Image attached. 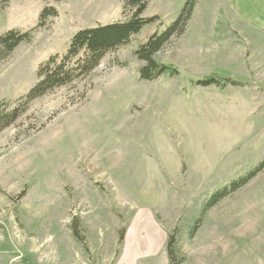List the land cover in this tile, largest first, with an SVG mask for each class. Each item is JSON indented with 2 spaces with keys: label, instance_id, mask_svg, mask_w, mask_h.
Wrapping results in <instances>:
<instances>
[{
  "label": "rangeland",
  "instance_id": "rangeland-1",
  "mask_svg": "<svg viewBox=\"0 0 264 264\" xmlns=\"http://www.w3.org/2000/svg\"><path fill=\"white\" fill-rule=\"evenodd\" d=\"M189 1L149 0L154 22L0 133V264H264V32L233 22L253 0H194L154 56L170 69L139 75L138 48ZM131 14L124 0H0V35L32 34L0 61V102H24L78 30ZM210 76L244 84L198 83Z\"/></svg>",
  "mask_w": 264,
  "mask_h": 264
},
{
  "label": "trees",
  "instance_id": "trees-1",
  "mask_svg": "<svg viewBox=\"0 0 264 264\" xmlns=\"http://www.w3.org/2000/svg\"><path fill=\"white\" fill-rule=\"evenodd\" d=\"M125 7L132 12L130 18L123 22H115L95 27H88L78 30L72 37L69 47L64 54H53L43 62L37 71L38 81L24 97V102L15 107L9 102H0V133L23 115L28 108V104L56 87L70 84L76 79L89 75L100 65L104 56L128 43L134 34L139 33L146 25L154 22L158 17H144L143 13L148 6L149 0H124ZM194 8V0H190L183 13L162 33L155 32L149 40L142 44L136 51L138 57L146 64L140 67V78L153 80L168 71L170 67L159 63L155 58L165 44L175 35H182L188 22L190 21ZM57 10L53 7L46 8L42 17L57 15ZM45 18V17H44ZM44 20L38 26H43ZM32 39L31 31L22 32L17 29H10L0 35V61L6 59L15 48L24 41ZM199 84L243 85V81L231 78H220L216 76L207 77ZM248 180V179H247ZM240 185L233 183L231 190H224L213 195L207 203L208 207L215 204L229 192L235 191ZM126 229L120 234L119 242L122 243ZM171 254V251H170Z\"/></svg>",
  "mask_w": 264,
  "mask_h": 264
},
{
  "label": "crops",
  "instance_id": "crops-1",
  "mask_svg": "<svg viewBox=\"0 0 264 264\" xmlns=\"http://www.w3.org/2000/svg\"><path fill=\"white\" fill-rule=\"evenodd\" d=\"M253 3L257 8L254 13H246L244 24L238 18H234V29L242 32V27L248 26V30L264 32V0H253ZM243 24V25H242Z\"/></svg>",
  "mask_w": 264,
  "mask_h": 264
}]
</instances>
